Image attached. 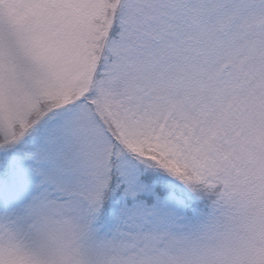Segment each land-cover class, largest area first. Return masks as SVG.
Masks as SVG:
<instances>
[{
    "label": "snow or ice",
    "instance_id": "6c2138e0",
    "mask_svg": "<svg viewBox=\"0 0 264 264\" xmlns=\"http://www.w3.org/2000/svg\"><path fill=\"white\" fill-rule=\"evenodd\" d=\"M0 264H264V0H0Z\"/></svg>",
    "mask_w": 264,
    "mask_h": 264
}]
</instances>
